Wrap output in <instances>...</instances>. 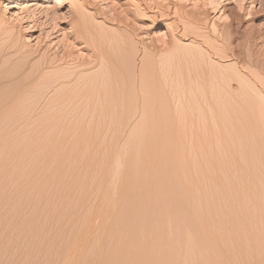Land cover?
<instances>
[{"label":"rangeland","instance_id":"rangeland-1","mask_svg":"<svg viewBox=\"0 0 264 264\" xmlns=\"http://www.w3.org/2000/svg\"><path fill=\"white\" fill-rule=\"evenodd\" d=\"M0 264H264V0H0Z\"/></svg>","mask_w":264,"mask_h":264},{"label":"bare ground","instance_id":"bare-ground-1","mask_svg":"<svg viewBox=\"0 0 264 264\" xmlns=\"http://www.w3.org/2000/svg\"><path fill=\"white\" fill-rule=\"evenodd\" d=\"M147 65H149V64H147ZM150 66V65H149Z\"/></svg>","mask_w":264,"mask_h":264}]
</instances>
